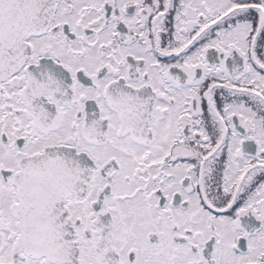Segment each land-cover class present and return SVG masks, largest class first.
<instances>
[{
  "label": "snow or ice",
  "instance_id": "obj_1",
  "mask_svg": "<svg viewBox=\"0 0 264 264\" xmlns=\"http://www.w3.org/2000/svg\"><path fill=\"white\" fill-rule=\"evenodd\" d=\"M0 264H264V0H0Z\"/></svg>",
  "mask_w": 264,
  "mask_h": 264
}]
</instances>
